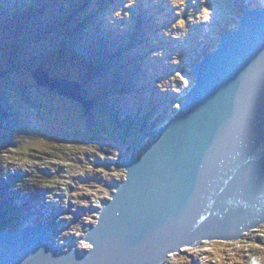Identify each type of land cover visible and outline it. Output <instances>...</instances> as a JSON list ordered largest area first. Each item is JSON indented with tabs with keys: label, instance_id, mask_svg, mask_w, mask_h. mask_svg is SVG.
<instances>
[{
	"label": "water",
	"instance_id": "95a60500",
	"mask_svg": "<svg viewBox=\"0 0 264 264\" xmlns=\"http://www.w3.org/2000/svg\"><path fill=\"white\" fill-rule=\"evenodd\" d=\"M193 84L139 157L120 167L81 238L55 251L49 225L0 230V264H164L202 241L242 239L264 224V5L245 10L192 67ZM37 85L92 101L76 81L32 71Z\"/></svg>",
	"mask_w": 264,
	"mask_h": 264
},
{
	"label": "rangeland",
	"instance_id": "374dc122",
	"mask_svg": "<svg viewBox=\"0 0 264 264\" xmlns=\"http://www.w3.org/2000/svg\"><path fill=\"white\" fill-rule=\"evenodd\" d=\"M178 1L179 0H167V2H171V3L174 2L173 7L176 8ZM182 1L183 0H180V2ZM201 1L202 3L206 2V0H201ZM263 1L264 0H252L253 3H259L261 5L263 4L262 3ZM220 4L221 2L218 1L216 2V0H212L209 11L204 13L202 18L197 17L195 19L196 23H194V25L197 31H203L206 29L203 32L204 33L207 32V29L210 28L209 23L215 22L217 19L216 14L213 13L211 9L220 10ZM85 5L82 6V4H80L82 8H85L86 7ZM91 6H93V1H91L90 6L89 5L87 6V9L85 8L86 11H90ZM230 8H231V12L232 10L235 12L238 11V7L235 4H232ZM220 11L221 13H223L222 10ZM81 13L82 10L78 12V15L80 16ZM87 13L89 14V12ZM182 19L184 20L183 16ZM188 20L190 21L191 19ZM99 21H101V23L104 24L106 21H108V19L105 22H103L101 17ZM177 23L181 24V21ZM124 29L127 30V27L125 26ZM114 30L117 31V27H115ZM188 30H189L188 26L186 27L184 25V27H181V31H185V33ZM189 32L195 33V31H193L192 29ZM215 35H216V31L214 30V28H212L211 43H214L216 41ZM207 44H208V40L206 41L205 45ZM157 54L158 53L155 50L154 53L149 52L145 55L146 62L141 63L145 69V71L142 73L141 76L143 78H140L142 82H148L155 78L161 80L162 78H164L163 73L168 72L170 69H173L168 64L161 62L162 60ZM174 56L175 55H172V57L169 56L168 62L173 63L175 61ZM190 62L191 61L189 59L184 57L180 68L183 65H186L185 66L186 68L190 64ZM178 63H176V65H178ZM64 66H66V69L68 71L66 76H63L64 78L77 80L74 78V75L81 78L82 76L81 71L78 68H75L69 64H66ZM177 67L174 70L175 72L176 70L180 69V68L177 69ZM101 70H99L98 73H100ZM142 70L143 68L141 69V71ZM178 74L179 73H177V75ZM95 76H93L90 79V81L84 82L83 85L89 86V83H93L94 85ZM186 76L187 78L182 80L180 75H178L180 81L182 82L180 86L182 88L175 95H178L179 97L182 93L181 91L187 86H189L192 82L190 78L191 76L190 70L186 71ZM167 84H168V80L165 81L164 86L161 83H158V87L149 85L150 87L149 89H145L139 93H136L139 96H134L135 93H132L133 90L131 91L129 90L125 92H116V91L108 90L107 99L109 102H112L114 105L116 100H118L120 103H123L124 100H126V102L129 103L131 101H136L137 99L140 100L142 98L141 96L146 97L147 93L151 89H155V90L160 89L163 93H165ZM38 88L40 89L38 90ZM35 90L42 92L41 93L42 95L47 93L46 92L47 89L41 86H38ZM53 96L55 97L54 104L58 105V109L56 112L53 126L51 123H50L51 125L50 124L46 125L47 126L46 132L49 135H57L60 133V131H62V134L69 133L71 129L75 130V128L81 127L86 123L93 125V124H98L102 120L106 119V113L96 108L97 106L96 103L92 106V108L88 110L87 113L88 118L87 121H85L84 118L83 120L79 118L80 111L72 103L73 101L58 96L56 94H54ZM178 96L175 97L174 99L175 101L174 107L172 106L166 107L167 114H170L174 111V108L177 105L176 101H178L177 100ZM9 101L10 99L7 93L0 94L1 108H3L6 105V102L9 103ZM31 111L33 112V110L31 109L28 110L24 109V112H26V114L24 115L25 118L18 125V127L22 126L23 128L28 127L32 129L34 120H32L30 117V115L32 114ZM8 119L9 117L0 118V121H2V123L0 124V181L5 182V184H7V182L11 181V179L18 180V178L23 175V179H21V181L18 183V186L22 187L26 191L24 199H27L20 202L24 206H21L20 208H16L12 205V208L16 210H20V212L24 213V210H26V208H29L31 204L40 210H42V207L44 205H45V209H47L51 205V203L52 205L54 204L55 206L60 204L63 207V209H65V212L63 213L60 219L55 220L56 227H58L59 229L54 233L52 239L57 245L59 244L61 249L63 250H66L72 246H77L78 248L81 249L86 248L88 245L85 244L80 239V237H82V235L85 233L84 230H86L87 227L95 221V217H96L95 215H97L96 213L99 210L98 207H101L103 205V202L106 201L112 194L114 187L108 184V182L109 181L118 182L124 177V171L122 167H120V164L124 161V159L127 156L133 154V150L129 148L131 145V141H130L131 137L123 136L124 137L123 139L120 136H117L116 138L106 137L105 135L107 134L105 133V126H102L99 128V131L96 133L100 138H103L106 141L102 143H99L98 141H94L91 139H85V140H81L79 145H75L74 142H72V144H65L66 141L68 140V136L65 135V137L62 136L64 142L61 143L60 145L56 144L51 149V148H47L48 146L42 148L44 145H47V143L42 140H37L35 141L36 143L35 148L38 151H41L43 149L44 153H47V150H51V153L54 154V157L51 158L49 156L42 157V154L44 153L39 154V152L31 151V153L29 154L28 152L27 154H24L22 151H18L14 148H11V146L5 143L6 138L4 139V137H6V133H7L6 129H7ZM14 135H17L18 139L22 137V135L19 136L18 132L13 133V137ZM46 138L48 144L50 146L53 145L51 144V142H53V139H51V137H46ZM16 139L17 138H12L13 141H16ZM23 139H24L23 142H27L26 138ZM150 139L151 137L147 138L145 133V134H140L139 139L133 138L132 140H134V142L138 141L139 150H141L140 148H142V146H145ZM87 153H90V155L87 156L86 155ZM5 170L7 172H4L2 175V171ZM14 174L17 176H14ZM27 174L28 175L31 174V178ZM43 175H46L49 178L45 177L43 180H37V181L34 180V177H40ZM76 180H78V182ZM50 187L51 188L53 187L55 193L53 196H51L49 202L46 201V199L43 197L37 198L33 202L31 201L29 194H32L34 189L49 190ZM84 194H90L89 198L82 199L81 197H86V195ZM5 195H6V190H4V193L0 195V212L2 213L0 217V227L3 226L0 229L1 231L5 230L7 226H10V223L14 222L12 220V217L9 216L11 214H9L8 211L10 210L13 211V210L8 207L7 205L8 202L5 203L6 200ZM59 196L61 197L63 196L61 198L63 199L62 201L58 200ZM77 197L79 198L77 199ZM70 206H72L73 211H76L78 208L84 209L85 214L80 213L79 211L77 212L83 215L81 216L82 218L79 221L75 219V214L69 211ZM19 215L20 213L17 212V216ZM28 215H29L28 217H37V216L40 217L41 219H39V221H41L43 223L42 225H44L45 222V220L43 219L44 216L37 215L35 210H33V212L29 213ZM62 220L69 221L70 224L68 225V227H70L72 231L65 229V225H63ZM17 221L14 223H17ZM59 231L61 232V235L63 237V240L60 241L57 239V232ZM243 238L240 239L241 241L237 240V241H229V242H219V241H213L208 243L205 242L199 247H196L194 249H185L182 250L181 253H174L170 255L167 258L166 263L167 262H170L171 264L181 263L184 257H188L190 259L189 264H254V262L252 261V256L257 255L261 264L262 262L264 264V224H261V226L257 227L253 231L252 235L248 236L246 239L244 238L245 241H242ZM185 253H188L189 255L191 254V256ZM195 258H197V260H194ZM255 264L258 263L255 262Z\"/></svg>",
	"mask_w": 264,
	"mask_h": 264
},
{
	"label": "trees",
	"instance_id": "16d2710c",
	"mask_svg": "<svg viewBox=\"0 0 264 264\" xmlns=\"http://www.w3.org/2000/svg\"><path fill=\"white\" fill-rule=\"evenodd\" d=\"M82 1L24 0V3L19 5V7L10 6L7 1H0V94L7 93L10 99L9 103L6 102L10 107V113L7 122V133L4 139L6 138L5 143L7 145L18 151H22L24 154H27V152L29 154L31 151L39 152V154L44 153L43 149L38 151L35 148V141H45L47 145H44L42 148L48 146L47 148L52 149L56 144L60 145L64 142L63 137L65 135L68 136L65 144H72L74 142L75 145H79L81 140L85 139H91L99 143L106 142L96 134L102 126H105L106 137L116 138L120 136L122 139L124 138L123 136L134 137L138 129L137 126L141 124V121L145 120L148 124L153 116L152 110L154 108L151 106V98L133 101L131 104L116 102L115 106L110 105L112 103H109L107 99V92L112 88L117 92L127 91L126 89L122 91L118 88L120 87L117 82L119 72L121 71L122 74L124 73L126 77L130 78L131 73H134L133 69L137 68L136 63L139 61L136 60L139 52L133 51L132 43L139 44L134 39L135 30L139 25H135V22L132 21L131 34L133 36L129 35L128 39L124 41L122 49L114 47L112 48L113 52L109 56H106L107 52L99 51L93 43L101 41L102 45H107V35L102 33V37H100L98 30H94L93 33H90L88 30V36H91L89 39L84 25H88V23L90 25V23L97 21V18L102 17L106 12V6L112 5L113 0H94L95 7L98 9L95 10L93 8L89 14L86 9H82V13H86V16L83 17L81 16L83 14L80 16L76 14V11L79 9L78 4ZM217 1L221 2L220 8L224 10L226 3L223 0ZM2 8L3 10H1ZM85 18H87V21H84ZM75 36L84 45L91 42L89 45L92 49L90 53L87 49L83 48V51L88 55V59H81L77 51L71 48V41ZM141 40L145 43L143 45L144 48H147L149 51L153 50L150 45H147L148 42L146 40ZM108 61L111 64L108 65ZM68 63L81 71V78L76 75H74V78L81 83V86L88 87L85 91L84 87H82V91L85 92L84 94L87 97L93 99L94 104H97L96 108L106 113V119L98 124L91 125L86 123L81 127L75 128V130L71 129L69 133L62 134V131H60L57 135H49L46 132V125L51 123L53 126L58 109V105L54 104L55 97L53 95L55 93L46 90L47 93L42 95V92L36 91L35 89L38 85L32 80L30 74L36 67H41L52 76L63 77L68 72L64 65ZM106 64L107 68L109 67L107 69L108 72L113 70V74H111L113 77L110 80L104 77L105 73H98V68ZM118 66H120V69H117ZM94 74L98 75L95 78V84L89 83V86L83 85L84 82L90 81ZM134 76L135 74H133ZM135 79L139 80L138 77H135ZM99 80L101 81L99 82ZM136 81L132 82V86L137 91ZM171 81L172 78L169 79V82ZM167 88L171 91H175L176 89L174 85H167ZM74 105L80 111L79 106ZM24 109L33 110L30 115L31 119L34 120L32 129L28 127L23 128L22 126L18 127L25 118L26 112H24ZM139 111L144 114L142 116L135 114V112ZM79 116L83 120L81 112ZM84 119L87 121V118ZM109 122H114L117 125L120 124L121 130L124 133L117 131L118 129L111 126ZM15 132H18L19 136L22 135V137L20 139H18L17 135L13 137V133ZM46 137L53 139V142H51L53 145L50 146L48 144ZM12 138L17 139L13 141ZM23 138H26L27 142H23ZM132 146L131 144L129 148L133 149ZM42 155H47L50 158L54 157L51 150H47V153ZM86 155L88 156L90 153ZM29 177L31 178V175ZM43 179V177H34L35 181ZM76 181L78 182V180ZM117 183L116 181L108 182L111 186ZM54 192L53 188H49L48 191L44 189L43 192L41 189L33 190V193L43 197L46 195L53 196ZM84 195L86 197H81L82 199H87L90 196V194ZM32 196L34 199L38 198L36 195L32 194ZM54 210L57 212L55 215L57 219H60L65 212L62 206H55ZM78 211L85 214L83 208L73 211L72 206H70V212L75 214L77 221L83 216L77 213ZM62 222L66 229L72 230L68 227L69 221L62 220ZM185 254L189 255L188 253ZM194 260H197V258ZM189 261L188 257H184L181 263L173 264H189ZM165 264L171 263L167 262Z\"/></svg>",
	"mask_w": 264,
	"mask_h": 264
},
{
	"label": "bare ground",
	"instance_id": "6f19581e",
	"mask_svg": "<svg viewBox=\"0 0 264 264\" xmlns=\"http://www.w3.org/2000/svg\"><path fill=\"white\" fill-rule=\"evenodd\" d=\"M52 12V11H51ZM52 64V63H51ZM46 154V153H45ZM44 156H46L47 157V155H42V157H44ZM28 175V174H27ZM29 175H31V174H29ZM28 175V176H29ZM40 177H43V178H49L48 176H46V175H43V176H40ZM21 179H23V175L22 176H20L19 178H18V180L17 179H11V181H9V182H7V186L6 187H3L5 190H6V195H5V199H7V200H9L10 202H11V204L14 206V207H16V208H20L21 206H24L22 203H20V202H22V201H24V200H27V199H24V197H25V194H26V191L22 188V187H19L18 186V183L21 181ZM123 179V178H122ZM121 179V180H122ZM17 180V181H16ZM51 188V187H50ZM53 188V187H52ZM8 191V192H7ZM44 190H42V192H43ZM55 193V192H54ZM54 195V194H53ZM29 196H30V199H31V201L33 202V201H35L36 199H34L33 198V196H32V194H29ZM29 196H27V197H29ZM26 197V198H27ZM63 197V196H62ZM61 196H59V198H58V200H60V201H62V198ZM45 199H46V201H48L49 202V199L51 198V196L49 195V196H47V197H44ZM31 202V203H32ZM61 203V202H60ZM57 206H61L60 204L59 205H57ZM54 207H55V205L53 204L52 205V203H51V205L47 208V209H45V205L42 207V210H40V209H37L35 206H33L32 204L29 206V208H26V210H25V212L24 213H21V217L22 218H24V220H32V221H34L35 223H39V219H41L40 217H28L29 215V213H32L33 212V210H35L36 211V213H37V215H43L44 216V220H45V222L46 223H48V225H49V227H50V230L52 231L51 232V235H54V233L59 229L58 227H56V225H55V220L57 219L56 217H55V215L57 214V212L54 210ZM28 215V216H27ZM27 217H28V219H27ZM41 222V221H40ZM261 226V225H260ZM66 229V228H65ZM67 230V229H66ZM69 230V229H68ZM70 231H72V230H70ZM57 239L60 241V240H63V237H62V235H61V232L59 231V232H57ZM48 242H49V244H52V245H54V240L53 239H48ZM77 247V246H76ZM60 249H61V247H60V245L58 244V246H57V248L55 249L54 248V250L56 251H60Z\"/></svg>",
	"mask_w": 264,
	"mask_h": 264
},
{
	"label": "clouds",
	"instance_id": "9594fccd",
	"mask_svg": "<svg viewBox=\"0 0 264 264\" xmlns=\"http://www.w3.org/2000/svg\"><path fill=\"white\" fill-rule=\"evenodd\" d=\"M263 4H262V6L264 5V1L262 2ZM261 5V4H260ZM244 12V10L242 11V12H239L238 14V17L236 18L237 20L241 17V15H242V13ZM236 20V21H237ZM235 24H234V27H235V25H236V22H234ZM157 123H159V122H157ZM157 123H154V125H153V131H156L157 130V128L160 126L159 124H157ZM149 131H151V130H149ZM149 131H146V133H148ZM142 134H145V132L144 133H142ZM147 136V138H150L151 137V139L148 141V143L145 145V146H142V148H140L141 150H139V148L138 149H136V150H134V149H131V150H133V154H131V155H129V156H136V157H139L141 154H142V152H143V150L153 141V139L155 138V134L154 133H151V134H147L146 135ZM139 139V138H138ZM135 143H138V141H135ZM139 145V144H138ZM135 151H138V152H135ZM128 157V156H127ZM126 157V158H127ZM125 158V159H126ZM124 159V160H125ZM123 163V162H122ZM124 171V170H123ZM124 178V177H123ZM121 181V180H120ZM120 181H118V183L120 182ZM117 183V184H118ZM117 184H115L114 186H116ZM113 186V187H114ZM112 187V188H113ZM109 199V198H108ZM108 199L106 200V201H104L103 202V204L105 203V202H107L108 201ZM9 203H11V202H9ZM99 209H100V207H98ZM73 209V208H72ZM69 211H70V209H69ZM98 212V211H97ZM97 214V213H96ZM96 216V215H95ZM96 218V217H95ZM41 224H43L42 222H40ZM94 223V222H93ZM92 223V224H93ZM91 224V225H92ZM44 225H46V223L44 222ZM47 225H48V223H47ZM91 225H89L88 227H87V229L91 226ZM86 229V230H87ZM86 230H84L85 232H86ZM255 229H253V230H250L249 232H246V233H244V234H242V237L241 238H243V236H244V238L246 239L248 236H250V235H252V233H253V231H254ZM85 234V233H84ZM83 234V235H84ZM83 235H82V237H83ZM82 237H80V239L82 238ZM253 237V236H252ZM244 238H243V240L242 241H245L244 240ZM238 240H240V239H238ZM214 241H219V242H229V241H237V240H229V241H220V240H214ZM241 241V240H240ZM239 241V242H240ZM208 243V242H213V241H202L201 242V244L200 245H202L203 243ZM85 243V242H84ZM55 245H57L56 243H54ZM86 244V243H85ZM88 245V244H87ZM199 245V246H200ZM58 246V245H57ZM198 246V247H199ZM72 247H76V246H72ZM89 247V245L86 247V248H82V249H87ZM70 248V247H69ZM76 248H78V247H76ZM79 249H81V248H79ZM185 249H190V248H184L183 250H185ZM63 249H60V251H62ZM182 252V251H181ZM180 252V253H181ZM172 255V254H171ZM256 257H257V255H253L252 256V261L254 262V264H255V262H256ZM249 260H250V258H249ZM166 261H167V259H166ZM258 264H261V262L260 261H258L257 262ZM262 264H263V262H262Z\"/></svg>",
	"mask_w": 264,
	"mask_h": 264
}]
</instances>
